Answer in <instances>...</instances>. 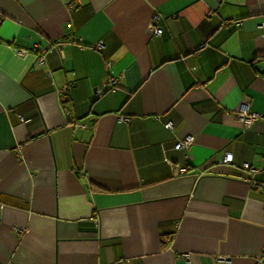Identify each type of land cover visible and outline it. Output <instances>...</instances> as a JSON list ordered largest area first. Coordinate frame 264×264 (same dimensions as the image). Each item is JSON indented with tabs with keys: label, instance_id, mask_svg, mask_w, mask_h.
Wrapping results in <instances>:
<instances>
[{
	"label": "crops",
	"instance_id": "obj_1",
	"mask_svg": "<svg viewBox=\"0 0 264 264\" xmlns=\"http://www.w3.org/2000/svg\"><path fill=\"white\" fill-rule=\"evenodd\" d=\"M263 17L0 0V264H264Z\"/></svg>",
	"mask_w": 264,
	"mask_h": 264
},
{
	"label": "built area",
	"instance_id": "obj_2",
	"mask_svg": "<svg viewBox=\"0 0 264 264\" xmlns=\"http://www.w3.org/2000/svg\"><path fill=\"white\" fill-rule=\"evenodd\" d=\"M158 22H159V18L157 16H154L151 23L149 24V33L151 35H160L161 34V28L159 27L158 25ZM259 26L264 28V17L261 19L260 23H259ZM94 47L96 49H102L103 48V44L101 42H97ZM39 61H41V58L39 57L38 58ZM107 66L109 67V64L107 63ZM116 83H117V80L114 79V78H110L106 84L105 87H108L110 89H114V87L116 86ZM103 92V89H99L96 91V93L98 95H100L101 93ZM236 116L238 117V119L244 124V126L246 127H249L251 125H253L255 122L257 121H261V122H264V114H260V113H257V112H254V111H249L247 105H241L238 110H237V113H236ZM117 120L119 122H122V121H128V118L124 117V116H118ZM164 127L166 128H169L170 127V124L169 123H166L164 125ZM192 141H193V137L191 136H188V137H185L184 139L178 141L175 143L174 147L176 149H184V148H188L190 147V145L192 144ZM221 162L223 163H228V162H231L232 160V155L230 152L226 151L224 152L222 158L220 159ZM243 167L245 169H247V164L244 163L243 164Z\"/></svg>",
	"mask_w": 264,
	"mask_h": 264
}]
</instances>
